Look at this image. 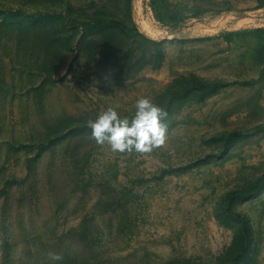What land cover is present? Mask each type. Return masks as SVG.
I'll return each mask as SVG.
<instances>
[{"label":"rangeland","instance_id":"rangeland-1","mask_svg":"<svg viewBox=\"0 0 264 264\" xmlns=\"http://www.w3.org/2000/svg\"><path fill=\"white\" fill-rule=\"evenodd\" d=\"M263 71L258 0H0V264H264Z\"/></svg>","mask_w":264,"mask_h":264},{"label":"clouds","instance_id":"clouds-1","mask_svg":"<svg viewBox=\"0 0 264 264\" xmlns=\"http://www.w3.org/2000/svg\"><path fill=\"white\" fill-rule=\"evenodd\" d=\"M167 111L148 97L136 101L135 115L129 119L109 107L95 120L89 121L91 136L97 143L109 142L114 151L138 152L151 151L154 146L164 143L168 131L165 118ZM53 260H61L59 254H53Z\"/></svg>","mask_w":264,"mask_h":264},{"label":"trees","instance_id":"trees-1","mask_svg":"<svg viewBox=\"0 0 264 264\" xmlns=\"http://www.w3.org/2000/svg\"><path fill=\"white\" fill-rule=\"evenodd\" d=\"M258 2H259V6L260 7H263L264 6V0H258ZM262 77L264 79V71H263ZM261 180L264 181V175L262 176Z\"/></svg>","mask_w":264,"mask_h":264}]
</instances>
